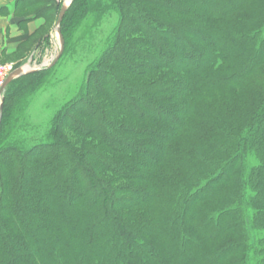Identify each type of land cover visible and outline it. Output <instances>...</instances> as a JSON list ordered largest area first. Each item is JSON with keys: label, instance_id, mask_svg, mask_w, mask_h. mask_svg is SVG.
Returning <instances> with one entry per match:
<instances>
[{"label": "trees", "instance_id": "obj_1", "mask_svg": "<svg viewBox=\"0 0 264 264\" xmlns=\"http://www.w3.org/2000/svg\"><path fill=\"white\" fill-rule=\"evenodd\" d=\"M60 8L14 0L20 28L43 24L1 64L17 68ZM108 13L44 132L27 111L49 69L5 89L0 264H264V0H73L63 54Z\"/></svg>", "mask_w": 264, "mask_h": 264}, {"label": "rangeland", "instance_id": "obj_2", "mask_svg": "<svg viewBox=\"0 0 264 264\" xmlns=\"http://www.w3.org/2000/svg\"><path fill=\"white\" fill-rule=\"evenodd\" d=\"M66 1L56 0V3L61 7ZM117 18L114 13H108L98 26H93L91 17L87 16L73 29L68 53L62 54L60 60L49 69L47 80L33 96L27 111L29 123L40 128L41 133L46 130L55 111L77 93L78 87L88 76L87 66L104 49L105 39L116 25ZM52 30L53 26L47 38L35 43L25 59L17 63V67L37 69L53 61L59 43Z\"/></svg>", "mask_w": 264, "mask_h": 264}, {"label": "crops", "instance_id": "obj_3", "mask_svg": "<svg viewBox=\"0 0 264 264\" xmlns=\"http://www.w3.org/2000/svg\"><path fill=\"white\" fill-rule=\"evenodd\" d=\"M13 2L14 0H0V10H2L0 11V62L13 54L25 38L32 35L43 24V21L38 19L20 28L18 20L12 14ZM6 64L13 66L10 63Z\"/></svg>", "mask_w": 264, "mask_h": 264}, {"label": "water", "instance_id": "obj_4", "mask_svg": "<svg viewBox=\"0 0 264 264\" xmlns=\"http://www.w3.org/2000/svg\"><path fill=\"white\" fill-rule=\"evenodd\" d=\"M72 2H73V0H68V1L64 2V4L61 6V8L59 10L57 20L53 26L52 31L57 36L58 43H59V50H58L57 55L53 59V61L49 65L42 66V67L37 68V69H28L26 67H17L14 70H12L10 72V74L8 75V77L6 78L4 85H3L2 89L0 90V120H1V114H2V108H3L4 92H5L6 87L13 80L18 79L22 76L52 68L58 62L60 57L62 56V54L64 52V39H63V36L61 34V31H60V24H61V21L65 15L67 9L69 8V6L71 5Z\"/></svg>", "mask_w": 264, "mask_h": 264}, {"label": "built area", "instance_id": "obj_5", "mask_svg": "<svg viewBox=\"0 0 264 264\" xmlns=\"http://www.w3.org/2000/svg\"><path fill=\"white\" fill-rule=\"evenodd\" d=\"M13 70V67L9 64H0V90L2 89L6 78ZM2 74V75H1Z\"/></svg>", "mask_w": 264, "mask_h": 264}, {"label": "bare ground", "instance_id": "obj_6", "mask_svg": "<svg viewBox=\"0 0 264 264\" xmlns=\"http://www.w3.org/2000/svg\"><path fill=\"white\" fill-rule=\"evenodd\" d=\"M68 1V0H67ZM2 75V74H1Z\"/></svg>", "mask_w": 264, "mask_h": 264}]
</instances>
